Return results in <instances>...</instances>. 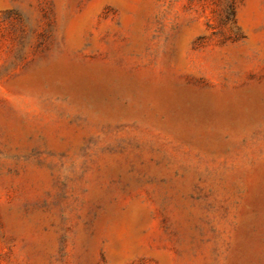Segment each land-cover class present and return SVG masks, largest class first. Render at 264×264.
Masks as SVG:
<instances>
[{"label":"rangeland","instance_id":"rangeland-1","mask_svg":"<svg viewBox=\"0 0 264 264\" xmlns=\"http://www.w3.org/2000/svg\"><path fill=\"white\" fill-rule=\"evenodd\" d=\"M0 264H264V0H0Z\"/></svg>","mask_w":264,"mask_h":264}]
</instances>
